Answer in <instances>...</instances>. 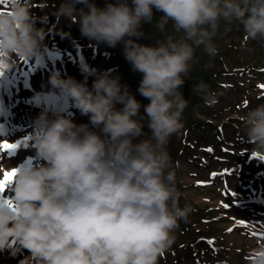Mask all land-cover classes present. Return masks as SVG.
<instances>
[{
    "label": "clouds",
    "instance_id": "obj_1",
    "mask_svg": "<svg viewBox=\"0 0 264 264\" xmlns=\"http://www.w3.org/2000/svg\"><path fill=\"white\" fill-rule=\"evenodd\" d=\"M154 9L162 13L160 31L171 23L182 35L152 46L133 39L143 35L144 23H152ZM54 14L78 22L90 40L124 43L125 58L142 73L138 91L150 101L144 106L150 135L133 142L143 134L142 105L111 70L97 76L93 90L53 73V88L101 131L41 112L34 141L43 163L16 167L9 186L15 209L0 203V248L19 241L31 253L26 259L35 257L38 264H159L180 221L194 210L180 204L167 146L184 128L188 102L180 88L195 50L218 54L213 40L221 21L242 26L249 40H264V0H109L104 7L94 0H61ZM37 19L31 0L0 3V73L43 55L45 33ZM82 71L96 72L86 64ZM193 91L212 96L203 81ZM241 119L252 151L264 156V103ZM248 264H264V244Z\"/></svg>",
    "mask_w": 264,
    "mask_h": 264
},
{
    "label": "rangeland",
    "instance_id": "obj_2",
    "mask_svg": "<svg viewBox=\"0 0 264 264\" xmlns=\"http://www.w3.org/2000/svg\"><path fill=\"white\" fill-rule=\"evenodd\" d=\"M60 2L31 0L33 12L38 18L37 27H42L45 35L43 55L31 58L28 66H36L42 61L46 65L53 64L58 50L63 52L62 58L66 54L73 57L74 51H77L76 61L72 67L69 65L68 71L75 80L86 82L89 90H93V82L99 74L111 70V76H118L120 83L126 85L130 94L142 105L143 134L135 137L133 142L146 138L150 130L144 106L150 101L138 91L142 73L134 71L125 58L124 43L112 47L83 36L78 22L54 14ZM94 2L98 7H104L109 0ZM161 15L154 9L152 23H144L141 28L143 35L133 39L152 46L165 41L169 35L174 38L182 35L174 32L171 23L160 31L156 23ZM213 42L218 48L215 57H210L202 47L195 50L190 72L180 88L188 102L182 114L184 128L180 134L171 137L167 146L176 171L177 186L182 193L180 204L188 203L194 210L186 221H180L175 242L159 259V264H243L242 253L246 254L244 258L248 262L255 254L254 249H242V245L245 246L243 240L252 242L264 238V213L260 212V209L264 210V159L252 151V143L245 136L241 119L248 110L264 103V90L255 87L251 90L242 79L248 74L254 75L255 81L264 77V40H249L242 26L235 23L226 25L221 21ZM85 59H89L90 64H102L97 73L82 71ZM28 66H24L25 70ZM71 68L75 69L72 73ZM22 72L17 75L21 79ZM46 73L48 75L49 72ZM201 81L209 85L211 98L206 99L193 91ZM50 88L49 92H53L52 85ZM252 91L255 94L248 97L247 94ZM25 96L20 95L21 98ZM115 107L120 109L123 104L117 103ZM41 112L39 108L21 105L9 108L7 113L11 114L7 116L6 113L5 117L13 123V128H18L19 123H36ZM57 113L64 115L66 112ZM48 116L49 119L55 118V115ZM93 128L91 125L90 129ZM30 159L35 165L43 163L40 158ZM21 161L22 158H17L14 166ZM239 182L246 184L248 191L256 190L257 193L244 198L229 195V188L234 190L236 186L237 190H242L243 186L244 189L243 184L237 185ZM243 193H247L245 189ZM240 221L244 222L243 225ZM231 222L235 224L232 229L241 239L239 242L229 238L227 225ZM20 250L19 262L13 264H32L36 260L35 257L26 260L31 253L22 246ZM10 251V248H0L2 253Z\"/></svg>",
    "mask_w": 264,
    "mask_h": 264
},
{
    "label": "bare ground",
    "instance_id": "obj_3",
    "mask_svg": "<svg viewBox=\"0 0 264 264\" xmlns=\"http://www.w3.org/2000/svg\"><path fill=\"white\" fill-rule=\"evenodd\" d=\"M76 53H77V51H74L73 57H71L69 54H66L65 58H62L61 54H63V52L61 50H58L54 56L55 57L54 63L51 65H48V64L46 65L43 61H42V63L39 62V64L36 65V67H35L37 69V71L34 73L32 79H30L28 81H25L24 79H21V77L17 76L21 73L22 70L25 69L24 66H26V65L28 66V64L31 62V58L25 59V60L22 59L13 68L18 80L15 79V75L13 74V71H11L10 73L8 72L9 73L8 74L9 79L7 81H5L4 79H0V114L7 113V111L9 110L7 107H12L13 104H15V103H16V105L24 104L23 100H21L22 98H20V95H21V92H23L26 88L33 89L35 91V93L46 92L44 90H47V92H48L49 91L48 88L51 86L50 82H49L50 77L52 75L51 73H57L62 78L71 77V74L68 71V70H70L69 65L71 64V67H72V63L76 61V57L78 56ZM101 65L102 64H99V63L88 64V66L90 68L96 70L95 73H97V71L100 69L99 66H101ZM29 69L35 71L34 67H29ZM33 71H32V73H33ZM46 72H49L48 75ZM32 73H30V74H32ZM83 74H81V75L84 76ZM254 77H255L254 75L248 74L247 77L242 78L244 81V84L249 86L251 88V90L253 89V87H255L259 90H264V88L260 87V85H264V77L259 79L258 81H255ZM254 94H255V92L252 91L251 94H247V95H248V97H250V96H253ZM63 99H64V102L61 104L65 105V107H63L64 110L62 109L63 111L66 112L64 115L69 117L70 119H72L74 121V123L77 125L87 124L89 129H90V126L92 124L90 123L89 115L82 114L74 106L71 98H63ZM8 105H10V106H8ZM62 110H60L61 113L63 112ZM10 114L11 113H7L6 115L8 116ZM51 116H53V114H51ZM30 125H32V126H30ZM28 126H30V127H28ZM35 129H36V123L33 124V123L28 122V123H19L18 128H13L11 125L8 127L6 126L0 130V140H7L9 143H13V144L18 145L15 149L9 150L7 152L0 151V173H1V175H2L4 170H8L14 166V163L17 160V158H22V161L19 162L16 165V167L21 166L26 162H30L31 161L30 158H38L37 154H36L35 141H34ZM92 130L96 131L98 133H100V131H101L100 128H96V127H94ZM31 156H33V157H31ZM256 156L259 157L261 155L256 153ZM37 162H38V160H37ZM31 163L33 165H35L33 163V160ZM39 164H37V165H39ZM242 184L244 185V189L247 192L246 194L243 193V190H244L243 186L241 187L242 190H240V189L237 190L236 186L233 187L234 190L229 188L228 194L231 196L236 195L238 198H244L246 195L251 196V195L257 193L256 190L248 191L247 190L248 187L244 183L239 182L237 185L240 186ZM6 194H7L6 197H4L5 196L4 194H0V199H5V198L13 199L12 196L14 194L11 192V190L8 191ZM260 212H261V214H263L264 210L260 209ZM258 214H259V212H258ZM234 225L235 224L233 222L228 224L227 230L232 229V227ZM229 233H230L229 234L230 240H232V241L235 240V242L236 241L239 242L241 240L234 233L233 229L231 231H229ZM244 240H243V243L245 244V246L242 245V243H241L242 249L244 251H248V249L256 250V248L259 245L264 244V238L259 239V240L256 239L252 242H250L249 240L244 242ZM15 242L19 243V241H16V240H15ZM12 243L13 242L9 241V243L7 245L12 244ZM20 246L23 247V245H21V244H20ZM242 254H243V257L241 260H243V264H245L248 262V259L244 258V256L246 254H244V253H242ZM23 262L28 263V261H23ZM36 262L38 264L37 260L34 261L35 264H36ZM34 263L32 262V264H34ZM0 264H8V262L7 261H0Z\"/></svg>",
    "mask_w": 264,
    "mask_h": 264
},
{
    "label": "water",
    "instance_id": "obj_4",
    "mask_svg": "<svg viewBox=\"0 0 264 264\" xmlns=\"http://www.w3.org/2000/svg\"><path fill=\"white\" fill-rule=\"evenodd\" d=\"M63 107H65V105H62L61 103H58L57 101H52V100L43 101L42 100L40 102V105H37L36 107H33V108H39L40 110H42V112H47L48 114L55 115L58 111L62 110ZM10 124L12 125L13 123L5 119L4 122H0V130L6 126L7 127L11 126ZM20 247H21L20 244H18V245L10 247V249H12V251L10 252H5V253L0 252V261H7L8 264L19 262L18 259L22 255Z\"/></svg>",
    "mask_w": 264,
    "mask_h": 264
},
{
    "label": "snow or ice",
    "instance_id": "obj_5",
    "mask_svg": "<svg viewBox=\"0 0 264 264\" xmlns=\"http://www.w3.org/2000/svg\"><path fill=\"white\" fill-rule=\"evenodd\" d=\"M3 0H0V3H2ZM2 74V73H0ZM261 88H264V85H260ZM18 145L9 143L7 140H0V151L7 152L9 150L15 149ZM209 151H212V149H208ZM255 155V154H253ZM260 159H264V156H259ZM17 174V169L12 168L11 170H4L2 173V177H0V194H5L7 187L13 183L14 178ZM212 175H217L216 173H213ZM203 183V182H201ZM0 203L7 204L10 208L13 210L15 209V204L13 199L11 198H5V199H0ZM228 205H225L227 207ZM241 225H243V221L239 222ZM232 229H229L231 231ZM264 231V230H262ZM209 243H212L211 240H209Z\"/></svg>",
    "mask_w": 264,
    "mask_h": 264
},
{
    "label": "trees",
    "instance_id": "obj_6",
    "mask_svg": "<svg viewBox=\"0 0 264 264\" xmlns=\"http://www.w3.org/2000/svg\"><path fill=\"white\" fill-rule=\"evenodd\" d=\"M195 76V75H194ZM194 76H192V79L194 80ZM190 102V101H189Z\"/></svg>",
    "mask_w": 264,
    "mask_h": 264
}]
</instances>
